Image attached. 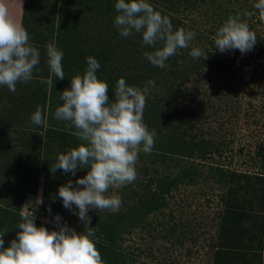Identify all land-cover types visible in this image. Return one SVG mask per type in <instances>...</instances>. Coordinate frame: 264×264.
I'll return each mask as SVG.
<instances>
[{"label": "rangeland", "instance_id": "obj_1", "mask_svg": "<svg viewBox=\"0 0 264 264\" xmlns=\"http://www.w3.org/2000/svg\"><path fill=\"white\" fill-rule=\"evenodd\" d=\"M10 1L24 6L22 11L17 7L16 20L39 49L40 63L33 80L17 83L16 92L0 87L4 247L22 231L17 225L23 212H34L37 227L49 231L64 224L77 233L85 231L78 216L53 197L60 186L83 178L89 169L78 170L75 177L50 169L60 153L85 143L54 113L63 103L60 94L71 88L73 77L84 74L86 59L92 56L101 65L97 76L108 83L110 99L120 78L147 88L143 119L155 132L152 152L139 155L137 179L106 193L121 199L119 212L88 213L104 264H264V57L256 47L246 54H221L213 41L216 31L236 15L260 36L257 40L264 39L256 0H149L170 18L174 30L197 33L189 48L179 49L164 69L146 60L144 53L154 49L142 46L139 33L119 35L116 0ZM50 43L64 53V80L50 74ZM193 47L207 53L210 65L190 56ZM229 55L237 56L234 69L219 62ZM193 67H200L197 74ZM38 107L46 115V127L30 122ZM169 120L180 130L175 142L167 138ZM228 207H246L249 214L227 215ZM57 214L60 225L54 220Z\"/></svg>", "mask_w": 264, "mask_h": 264}, {"label": "clouds", "instance_id": "obj_2", "mask_svg": "<svg viewBox=\"0 0 264 264\" xmlns=\"http://www.w3.org/2000/svg\"><path fill=\"white\" fill-rule=\"evenodd\" d=\"M255 9L264 21V0H256ZM117 15L114 25L122 38L139 33L142 46L154 49L145 52L146 60L154 67L164 69L167 61L179 49L189 48L196 32L175 29L168 16L156 11L149 0H116ZM216 50L221 54L239 50L246 54L254 49L257 37L239 15L230 16L213 37ZM160 45V46H158ZM50 74L58 80L65 79L62 60L64 53L54 44L46 46ZM190 56L207 60L208 55L199 47H193ZM40 51L30 42L27 30L11 17L9 8L0 3V87L16 92L17 83H29L38 71ZM84 74L73 77L71 88L59 97L60 103L54 118L69 123L76 129L74 135L85 143L60 153L57 163L51 167L55 174L62 170L73 177L78 170L89 169L83 178L60 186L56 198L73 215L78 216L85 231L77 233L64 224L59 230L49 231L37 227L34 212L21 213L17 225L22 231L5 248L0 232V264H104L96 245V228L89 227L90 210L118 213L122 204L118 196H107L110 188H120L137 179L136 163L141 152L150 154L155 145V132L144 123L147 88L130 86L120 78L109 98V85L97 76L101 65L92 56L86 59ZM49 83L51 81L49 80ZM155 86L154 81H149ZM36 126H47L46 115L41 108L30 116ZM83 186V187H81ZM40 200H37V204ZM49 212L51 209L49 208ZM57 225L62 217L56 215ZM249 227L248 224L244 225Z\"/></svg>", "mask_w": 264, "mask_h": 264}, {"label": "trees", "instance_id": "obj_3", "mask_svg": "<svg viewBox=\"0 0 264 264\" xmlns=\"http://www.w3.org/2000/svg\"><path fill=\"white\" fill-rule=\"evenodd\" d=\"M260 36H258L257 37V39L259 38ZM254 47H256V48H260L261 50H262V52H261V55H263V56H259L260 58H262V57H264V39H262V37H261V40L259 39V40H257V42H256V44H255V46ZM232 53V52H231ZM235 54V53H234ZM238 55V54H237ZM236 58H237V56L233 59V58H231V55H229V57H227V59H225V61H221V60H219V62L221 63V64H223V65H225V67L224 68H228V69H234V67H235V64H236ZM203 61V64L206 66V64L207 65H210V63H206V61L205 60H202ZM199 68L200 67H193V69H192V71L193 70H195L196 71V74L198 73V71H199ZM223 70V69H222ZM200 73V72H199ZM221 94H223V93H221ZM162 101H160L159 100V103H161ZM165 102H169V99H165ZM184 115H187L186 113H182L181 112V114H180V116H184ZM195 115V114H194ZM165 116H166V118H167V120H168V116H167V113H165ZM168 123H169V128H170V130L168 131V135H167V138L168 139H170L171 141H176V140H179V137H177L176 138V136H178L179 135V132H180V130L178 129V126H176V127H174V124H176L174 121H172V120H169L168 121ZM192 123V122H191ZM190 122H188L187 123V125L188 126H190L189 128H193V126H192V124H191ZM182 138H183V140H184V135H182L181 136ZM263 180V183H264V178L262 179ZM140 196V199H139V201H144L145 200V196H146V194L145 193H143V194H141V195H139ZM228 210V211H227ZM226 211L227 212H225L227 215L228 214H233V215H239V216H242V217H246L248 214H249V210H247L246 209V207H244V208H238V207H232V208H230V207H228V209H226Z\"/></svg>", "mask_w": 264, "mask_h": 264}, {"label": "crops", "instance_id": "obj_4", "mask_svg": "<svg viewBox=\"0 0 264 264\" xmlns=\"http://www.w3.org/2000/svg\"><path fill=\"white\" fill-rule=\"evenodd\" d=\"M5 1L6 2L4 4L9 8L11 17L17 23V20H16V17L18 14L17 7L22 11L24 9L22 2H20V1L16 2V1H10V0H5ZM8 2L10 3V5L8 4Z\"/></svg>", "mask_w": 264, "mask_h": 264}]
</instances>
